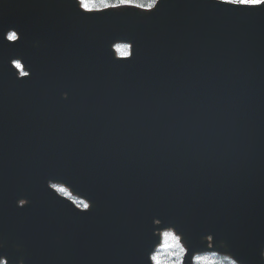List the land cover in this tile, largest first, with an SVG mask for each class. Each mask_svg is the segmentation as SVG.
<instances>
[{
	"label": "water",
	"instance_id": "1",
	"mask_svg": "<svg viewBox=\"0 0 264 264\" xmlns=\"http://www.w3.org/2000/svg\"><path fill=\"white\" fill-rule=\"evenodd\" d=\"M171 228L264 264V7L0 0V264H153Z\"/></svg>",
	"mask_w": 264,
	"mask_h": 264
},
{
	"label": "snow or ice",
	"instance_id": "2",
	"mask_svg": "<svg viewBox=\"0 0 264 264\" xmlns=\"http://www.w3.org/2000/svg\"><path fill=\"white\" fill-rule=\"evenodd\" d=\"M222 3L225 4H231L234 7H239V8H259V7H264V0H221ZM103 3V0H102ZM79 6L80 8H82L84 11L87 12H91L94 10V4H93V0H79ZM138 5H136L134 3V0H118V2L116 4H112L109 5L108 3H103V8L102 9H95L97 11H101V10H106L109 8H113V9H126V8H133V7H137ZM152 5L148 6L147 10H151ZM9 39H15V33L11 34L9 36ZM125 47H130V45H126ZM123 57H127L129 55L128 52L123 51L122 53ZM14 66L19 68L20 64L18 62H13ZM53 189H56L57 191L60 192H64L65 189L64 188H57V186L54 184L52 185ZM83 208L84 209H88L89 205L84 203L83 204ZM157 223H159V221H157ZM163 237H164V246L168 247V243L167 241L170 239L174 242L178 241V237H176L173 233L171 232H163L162 233ZM209 239H211V237H209ZM177 247H179V244H176ZM181 252H184L185 250L181 247L180 248ZM150 259L153 261V264H161L160 259L158 258L157 255L153 254L150 256ZM201 258L199 256L195 257V260L199 261ZM177 264H179V262H177ZM230 264H236L235 261H230Z\"/></svg>",
	"mask_w": 264,
	"mask_h": 264
},
{
	"label": "rangeland",
	"instance_id": "3",
	"mask_svg": "<svg viewBox=\"0 0 264 264\" xmlns=\"http://www.w3.org/2000/svg\"><path fill=\"white\" fill-rule=\"evenodd\" d=\"M103 3H108L109 5L112 4L110 0H103ZM103 3H102V0H93L94 9L103 7ZM126 45L127 44H121L118 46V50L120 53H122L123 51H126L129 53V47H125ZM166 231L171 232L176 237H178V241L174 242L169 239L167 241L169 246L165 247L164 246L165 241L163 237L162 245L154 252V254L158 256V258L161 261V264H177V262H179V264H183V258L186 253L185 245L181 242L179 236L176 235L174 231L172 230H166ZM177 243L179 244V247L176 246ZM181 247L185 250L184 252L180 251ZM197 256L201 258L199 261H201L204 264H227L226 259L222 255L217 254V253H202V254L196 255V257ZM2 264H5V263H2Z\"/></svg>",
	"mask_w": 264,
	"mask_h": 264
},
{
	"label": "trees",
	"instance_id": "4",
	"mask_svg": "<svg viewBox=\"0 0 264 264\" xmlns=\"http://www.w3.org/2000/svg\"><path fill=\"white\" fill-rule=\"evenodd\" d=\"M155 2V0H134V3L140 4L142 6H149L152 5ZM227 264H230L231 260L230 258L226 257ZM194 264H204L201 261H196Z\"/></svg>",
	"mask_w": 264,
	"mask_h": 264
},
{
	"label": "flooded vegetation",
	"instance_id": "5",
	"mask_svg": "<svg viewBox=\"0 0 264 264\" xmlns=\"http://www.w3.org/2000/svg\"><path fill=\"white\" fill-rule=\"evenodd\" d=\"M110 1H114V2H117L118 0H110Z\"/></svg>",
	"mask_w": 264,
	"mask_h": 264
}]
</instances>
